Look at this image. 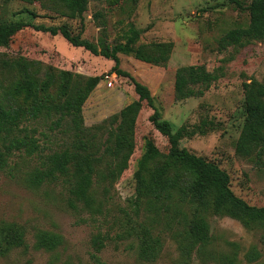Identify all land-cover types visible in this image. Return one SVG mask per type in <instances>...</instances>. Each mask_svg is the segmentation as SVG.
I'll use <instances>...</instances> for the list:
<instances>
[{"label":"rangeland","instance_id":"rangeland-1","mask_svg":"<svg viewBox=\"0 0 264 264\" xmlns=\"http://www.w3.org/2000/svg\"><path fill=\"white\" fill-rule=\"evenodd\" d=\"M88 0L80 20L51 13L50 0L27 3L0 0V22L22 20L33 24H66L73 34L95 44L108 46L123 42L129 28L139 30L138 44L172 42L166 67H158L134 56L119 55L120 69L145 85L161 119L176 131L192 133L183 137L180 148L216 164L230 179V189L254 207L264 206V166L241 157L235 145L244 121L243 83L264 80V40L246 46L220 48L219 38L235 27L248 24V13L230 0ZM247 5L251 0H239ZM98 15V16H95ZM23 57L40 67L69 71L82 76H100L82 108L86 127L101 123L118 113L137 95L128 79L110 72L113 63L82 48L72 47L60 36L27 27L15 34L7 46H0V63ZM204 65L218 70L220 78L200 97L176 101L173 96L174 73L178 67ZM11 79L1 68L0 85ZM152 110L143 101L134 128V150L126 170L111 182L93 183L100 210L69 207L62 182L30 188L25 173L40 166L41 158L23 153L11 157L14 172H0V224L12 223L23 231L27 248H14L0 254V264H264V226L244 225L237 219L207 213L210 242L185 255L175 233L178 224L169 223L162 210L155 212L144 203L135 204L134 173L144 152L145 138H152L162 154L168 142L150 124ZM32 125L48 134H37L42 155L61 148V136H49L47 121ZM103 185V186H102ZM46 231L59 235L62 243L54 251L35 248L34 235ZM148 249L149 257L140 256ZM255 250L256 261L245 255Z\"/></svg>","mask_w":264,"mask_h":264},{"label":"trees","instance_id":"trees-1","mask_svg":"<svg viewBox=\"0 0 264 264\" xmlns=\"http://www.w3.org/2000/svg\"><path fill=\"white\" fill-rule=\"evenodd\" d=\"M9 1V0H4ZM27 3L42 0H21ZM119 0H110L116 5ZM51 13L79 19L82 27L83 14L88 0H50ZM237 9L248 13V24L227 30L218 40L220 48L246 46L264 40V0H251L243 5L230 0ZM98 16V15H95ZM30 27L50 36H60L72 47L82 48L94 56L112 61L110 72L129 80L137 100L127 104L118 113L101 123L86 127L82 108L89 94L101 80L100 76L86 77L50 67L42 69L37 61L23 57L2 60L1 68L8 71L11 79L0 85V172L13 173L11 157L23 153L27 157L41 158L40 166L25 173L23 180L33 189L45 184L62 182L66 188L69 207L80 205L87 210H100L93 183L111 182L123 173L134 150V128L145 102L152 110L148 121L168 142L167 154L155 147L152 138H145L144 152L137 162L134 173L135 204L144 203L158 212L167 214L169 223L180 229L175 236L180 250L187 256L210 242L207 213L228 216L244 225L264 226V206L254 207L237 197L230 189L228 174L216 164L179 147L180 140L190 136L184 128L172 131L167 120L161 119L149 89L120 69L119 55L134 56L149 64L166 67L172 42L138 44L139 30L131 27L123 42L108 46L95 44L73 34L66 24L46 26L22 20L0 22V46H7L11 38ZM218 70L208 71L204 65L181 66L175 70L173 96L176 101L200 97L218 81ZM244 94V121L235 145L241 157L251 158L253 163L264 166V80H249L242 84ZM47 121L49 136L62 138L61 148L42 155L43 147L37 134L48 138L32 125L39 120ZM103 186V185H102ZM35 248L51 252L62 243L59 235L37 231ZM27 248L23 231L12 223L0 224V254L14 248ZM140 256L149 257L148 249ZM258 253L253 249L245 258L256 261ZM229 264H236L234 259Z\"/></svg>","mask_w":264,"mask_h":264}]
</instances>
